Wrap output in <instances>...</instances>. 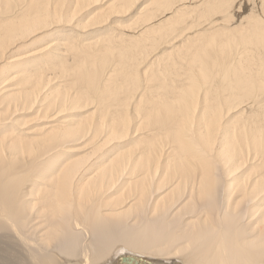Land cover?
<instances>
[{
    "label": "bare ground",
    "instance_id": "1",
    "mask_svg": "<svg viewBox=\"0 0 264 264\" xmlns=\"http://www.w3.org/2000/svg\"><path fill=\"white\" fill-rule=\"evenodd\" d=\"M0 264H264V0H0Z\"/></svg>",
    "mask_w": 264,
    "mask_h": 264
}]
</instances>
